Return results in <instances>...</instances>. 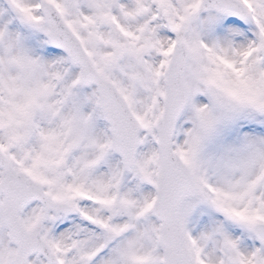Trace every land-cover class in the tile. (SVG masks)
Here are the masks:
<instances>
[{"label": "snow or ice", "instance_id": "6c2138e0", "mask_svg": "<svg viewBox=\"0 0 264 264\" xmlns=\"http://www.w3.org/2000/svg\"><path fill=\"white\" fill-rule=\"evenodd\" d=\"M0 264H264V0H0Z\"/></svg>", "mask_w": 264, "mask_h": 264}]
</instances>
